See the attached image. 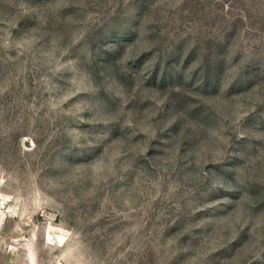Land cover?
<instances>
[{"label":"rangeland","instance_id":"374dc122","mask_svg":"<svg viewBox=\"0 0 264 264\" xmlns=\"http://www.w3.org/2000/svg\"><path fill=\"white\" fill-rule=\"evenodd\" d=\"M0 264H264V0H0Z\"/></svg>","mask_w":264,"mask_h":264}]
</instances>
